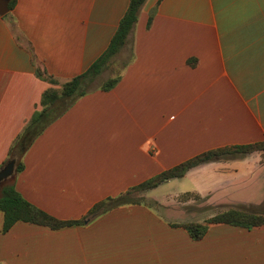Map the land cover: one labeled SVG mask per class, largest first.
Here are the masks:
<instances>
[{"label":"crops","instance_id":"0c3cea01","mask_svg":"<svg viewBox=\"0 0 264 264\" xmlns=\"http://www.w3.org/2000/svg\"><path fill=\"white\" fill-rule=\"evenodd\" d=\"M128 2L0 0V164L42 92L101 54ZM122 53L113 87L96 78L34 139L12 179L57 218H84L99 200L207 149L264 139V0H146L108 66ZM263 152L201 162L146 189L149 201L79 224L16 221L3 231L0 210V264H264V224L210 222L194 239L178 224L190 214L175 204L190 192L218 211L264 214Z\"/></svg>","mask_w":264,"mask_h":264},{"label":"trees","instance_id":"16d2710c","mask_svg":"<svg viewBox=\"0 0 264 264\" xmlns=\"http://www.w3.org/2000/svg\"><path fill=\"white\" fill-rule=\"evenodd\" d=\"M146 0H129L127 8L119 20L118 26L113 33L109 44L101 54L82 72L72 76L70 79L59 83L58 87L50 86L41 95L39 107L33 112L32 116L25 123L21 131L13 139L7 157L0 164V168L8 162H13V171L6 177L0 179V210L3 212L2 230H8L16 221H26L51 228H58L66 225L82 223L84 218L96 215L102 211L116 205L134 202L130 193L136 190H145L157 186L164 180L171 177H180L192 166L211 159L224 158L227 155H243L254 149L264 150V139L244 144H229L207 149L196 154L174 166L166 168L157 174L129 186L125 191L116 196L106 198L94 203L84 218L60 219L43 210L37 205L28 201L16 189L12 179L16 172L23 168L21 157L25 150L30 146L34 139L42 130L57 116L64 112L73 101L84 94L92 85L98 75L112 62V58L119 51L126 41V38L137 20L140 7ZM152 18L150 13L147 26ZM127 61L123 62V65ZM124 66H121V69ZM121 69L115 75L108 77L101 82V89H109L118 81ZM36 73L48 80L50 83L57 84L58 81L40 67L36 68ZM210 222H224L243 227L264 224V214L248 211L239 208H227L220 210L205 219L204 222L185 221L178 223L183 226L194 239L201 238Z\"/></svg>","mask_w":264,"mask_h":264},{"label":"rangeland","instance_id":"374dc122","mask_svg":"<svg viewBox=\"0 0 264 264\" xmlns=\"http://www.w3.org/2000/svg\"><path fill=\"white\" fill-rule=\"evenodd\" d=\"M125 55L126 53H122L116 56L115 62H113L110 66H107L102 72L101 76L97 77V82L115 75V73L120 70L121 61L123 60ZM261 155L264 160V152ZM145 190L132 191L130 195L136 199L138 198V199H144L146 201H149L150 199L144 198V195L146 193ZM175 197H176L175 204L177 206L178 205L183 206L185 210H187L188 213L190 214L192 220L197 219V218H204L207 215L214 214L218 212V209H219L218 207H216L215 204L207 203L206 201H204L202 197H199L198 195L194 193H190V192L180 193V194H177ZM187 199H189V202H185V204L182 203L184 200H187Z\"/></svg>","mask_w":264,"mask_h":264},{"label":"water","instance_id":"95a60500","mask_svg":"<svg viewBox=\"0 0 264 264\" xmlns=\"http://www.w3.org/2000/svg\"><path fill=\"white\" fill-rule=\"evenodd\" d=\"M12 171H13V162L10 161L0 169V179L8 176Z\"/></svg>","mask_w":264,"mask_h":264}]
</instances>
